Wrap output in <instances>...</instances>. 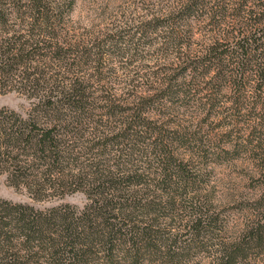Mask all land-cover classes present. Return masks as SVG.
Wrapping results in <instances>:
<instances>
[{
  "label": "trees",
  "instance_id": "obj_1",
  "mask_svg": "<svg viewBox=\"0 0 264 264\" xmlns=\"http://www.w3.org/2000/svg\"><path fill=\"white\" fill-rule=\"evenodd\" d=\"M75 3L0 0V90L31 103L24 113L0 107V175L33 199L79 192L86 201L38 208L1 198L0 264H159L161 217L195 216L183 225L195 236L217 221L195 187L193 145L203 144L172 128V118L159 121L153 107L165 116L196 102L199 86L203 108L264 110V0H173L145 21L169 26L171 58L146 79L152 91L131 83L121 93L115 68L108 78L111 34L78 33ZM214 154L221 159V148ZM245 230L212 264H234L242 246L264 245V221Z\"/></svg>",
  "mask_w": 264,
  "mask_h": 264
},
{
  "label": "rangeland",
  "instance_id": "obj_2",
  "mask_svg": "<svg viewBox=\"0 0 264 264\" xmlns=\"http://www.w3.org/2000/svg\"><path fill=\"white\" fill-rule=\"evenodd\" d=\"M75 2L70 16L78 33L108 31L111 34L105 43V49L109 51L106 56L110 59L108 78L113 80L115 74L109 71L115 68L119 75L116 76L117 92L131 88V83L137 89L146 90L149 87L146 79L153 71L161 69L163 60L168 61L171 57L164 48L163 36L169 26L166 28L165 24L153 29L150 26L152 23L145 24V21L167 13L173 0ZM164 51L167 55L160 58ZM194 92L196 102L185 100L181 106L174 104V111L165 116L161 111L159 114L155 106L153 111L160 116L157 117L159 121L172 118L179 125L177 127L170 123L171 127L178 128L181 133L187 132L191 140H196L195 143L200 140L203 144L202 148H196L198 144L193 145V151L199 152L192 163L199 174L195 187H199L201 194L209 199L207 214L215 218L217 225L195 236V232L188 229L189 226L183 227L186 221L194 220L195 216L176 212L171 217H161L159 227L166 256L156 260L159 264H212L223 253L224 246L229 249L241 241L252 221H264V110H253L250 106L230 109L227 108L229 102L212 108L207 102L203 108L205 98H202L201 88L195 87ZM230 94L231 90L224 89L219 92L218 99H229ZM251 100L252 97H249L242 101L243 107ZM30 104V100L19 90H0V107L24 113ZM218 148H221L222 156L215 160L214 150ZM201 150L205 152L203 156ZM1 198L15 203H29L38 208L68 202L81 208L86 202L79 192L61 198L33 199L24 187L11 186L3 174L0 175ZM242 247L234 264H264V245L252 242L250 246Z\"/></svg>",
  "mask_w": 264,
  "mask_h": 264
}]
</instances>
